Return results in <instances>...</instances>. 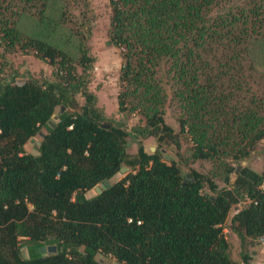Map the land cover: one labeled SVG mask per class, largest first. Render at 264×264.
Listing matches in <instances>:
<instances>
[{
    "label": "trees",
    "instance_id": "trees-1",
    "mask_svg": "<svg viewBox=\"0 0 264 264\" xmlns=\"http://www.w3.org/2000/svg\"><path fill=\"white\" fill-rule=\"evenodd\" d=\"M50 1L19 0V12L43 21ZM109 5L108 43L122 59L118 110L145 121L133 131L96 105L85 72L94 58L79 26L73 30L71 20L69 29L78 38L81 74L71 64L64 68L67 52L24 37L2 15L11 45L35 50L58 70L54 80L0 81V264H105L98 254L116 264H236L223 224L240 199L250 201L232 215L230 228L242 245L245 237L264 239V168L242 167L229 182L234 168L226 160L246 157L264 138V84L253 59L254 43L264 40V0ZM75 93L84 97L80 111L59 110L53 119ZM171 101L179 107L180 131L192 140L190 156L221 160L226 186L195 169L183 173L140 139L136 155L127 153L132 134L159 143L173 137L164 119ZM42 126L37 153L26 152ZM124 164L130 171L122 178L85 195ZM52 244L55 252L40 251ZM249 256L241 250L242 262Z\"/></svg>",
    "mask_w": 264,
    "mask_h": 264
},
{
    "label": "rangeland",
    "instance_id": "rangeland-1",
    "mask_svg": "<svg viewBox=\"0 0 264 264\" xmlns=\"http://www.w3.org/2000/svg\"><path fill=\"white\" fill-rule=\"evenodd\" d=\"M19 6V0H0V81L10 80L13 77L21 81L30 77L39 80H54L56 79L55 73L58 70L57 64H51L47 59L39 58L35 50L23 47L20 44L11 45L2 30V15L8 17V20H14V26L24 37H35L48 41L67 52L71 60L65 64L64 68H68L69 64H71L76 73L81 74L84 70L77 61L79 55L77 50L78 38L69 29L72 20L73 30L79 26L80 30L84 32L89 54L94 58L85 72L87 74L86 84L88 89L96 96V105L108 117L124 123L129 131H133L132 128L135 125H144L145 121L140 113L128 109L124 111L118 110L117 94L120 90L119 73L122 59L120 49L108 43L111 14L109 0H51L46 9L47 18L43 21L36 20L28 13L19 12ZM61 13H63L62 15L65 18L64 23L57 21ZM253 59L257 67V74L261 78L262 84H264V40L254 43ZM60 74L63 75L64 73L60 71ZM83 103L84 97L82 94L75 93L73 101L69 105L64 106L63 109L80 111ZM60 107H56L55 115L59 112ZM179 115L178 105L171 101L167 106L164 119L174 130L175 134L173 137L168 136L165 138L167 140L165 143H159L152 135L142 138L140 135L137 137L136 134H132L126 146L127 153L131 157L136 155L137 142L140 139L148 152H152L149 149L150 146H153L154 150H161L162 159L167 163L176 162L183 173L188 172L190 169H195L205 176L208 175L218 188L226 186L227 184L222 180L224 178V169H219L221 160L193 159L190 156L192 140L188 134L180 131ZM53 119L55 118L53 117ZM46 131V126H42L40 132L33 137L34 140H28L24 144L25 151L37 153L41 134ZM133 137H137V139ZM226 160L234 168L229 174V182L233 181L242 167L261 172L264 168V138L257 142L254 149L246 157L238 160L227 158ZM123 166H126L127 169L123 172L118 171L113 177L108 179L110 183L119 180L130 171L129 166L125 164ZM236 168H238L237 173L235 172ZM100 185L101 183L96 186ZM204 191L211 192L208 187H204ZM96 193L97 191L93 187L87 190L85 195L90 197ZM238 203V206H232L229 210L227 219L223 224V233L229 242L231 258L237 264L241 259V250H245L250 255V261L253 260L257 264H264V250H262L264 239L245 237L242 245L237 234L230 228L232 215L245 205L246 200L240 199ZM252 243L254 245L251 246ZM21 253L23 256H27V249L23 244H21ZM97 257L105 264L116 263V259L109 255L98 254Z\"/></svg>",
    "mask_w": 264,
    "mask_h": 264
},
{
    "label": "water",
    "instance_id": "water-1",
    "mask_svg": "<svg viewBox=\"0 0 264 264\" xmlns=\"http://www.w3.org/2000/svg\"><path fill=\"white\" fill-rule=\"evenodd\" d=\"M23 81H21V80H17V83H22ZM63 108H64V106L63 105H61V108H60V110L61 111H63ZM53 117L54 118H56V115L55 114H53ZM49 123L50 124H52V121H49ZM34 139H33V137L32 138H30V141H33ZM39 143V142H38ZM152 152L154 151V147L153 146H150V148H149ZM239 168V167H238ZM238 168H236V170H235V172L237 173L238 172ZM127 169V167L126 166H121L120 167V171L121 172H123L124 170H126ZM104 185H106V186H110L111 185V183L108 181V180H104L102 183H101V185L100 186H95L94 188H95V190L97 191V193H100L101 191H102V188L104 187ZM40 251L41 252H55L56 251V245H54V244H52V245H48V246H46V247H41L40 248ZM113 264H116V263H113Z\"/></svg>",
    "mask_w": 264,
    "mask_h": 264
},
{
    "label": "crops",
    "instance_id": "crops-1",
    "mask_svg": "<svg viewBox=\"0 0 264 264\" xmlns=\"http://www.w3.org/2000/svg\"><path fill=\"white\" fill-rule=\"evenodd\" d=\"M252 245H254L253 243L251 244V246ZM262 250H264V246L262 247ZM247 252V251H246ZM261 252V251H260ZM254 253V252H253ZM237 264H246V263H244V262H242V260L240 259V261H238V263ZM248 264H257L255 261H250V259H249V263Z\"/></svg>",
    "mask_w": 264,
    "mask_h": 264
},
{
    "label": "built area",
    "instance_id": "built-area-1",
    "mask_svg": "<svg viewBox=\"0 0 264 264\" xmlns=\"http://www.w3.org/2000/svg\"><path fill=\"white\" fill-rule=\"evenodd\" d=\"M245 200H246V203H245V205H247V204H248V202H249L250 200H249L248 198H246ZM238 204H239V203H237L235 206H238Z\"/></svg>",
    "mask_w": 264,
    "mask_h": 264
}]
</instances>
